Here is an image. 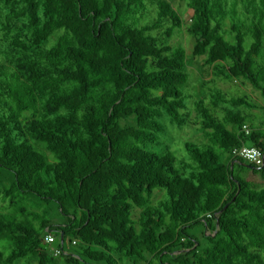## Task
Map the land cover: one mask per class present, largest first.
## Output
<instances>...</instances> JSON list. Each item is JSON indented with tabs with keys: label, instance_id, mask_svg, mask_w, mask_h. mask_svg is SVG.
I'll return each mask as SVG.
<instances>
[{
	"label": "trees",
	"instance_id": "16d2710c",
	"mask_svg": "<svg viewBox=\"0 0 264 264\" xmlns=\"http://www.w3.org/2000/svg\"><path fill=\"white\" fill-rule=\"evenodd\" d=\"M243 147L264 155V0H0V264H264Z\"/></svg>",
	"mask_w": 264,
	"mask_h": 264
},
{
	"label": "rangeland",
	"instance_id": "374dc122",
	"mask_svg": "<svg viewBox=\"0 0 264 264\" xmlns=\"http://www.w3.org/2000/svg\"><path fill=\"white\" fill-rule=\"evenodd\" d=\"M183 13L185 14L184 16H187L188 18L191 16V12L190 11H185L183 10ZM177 36H175V38H173V42L174 43H179V42H182L183 45L185 46V49L187 50L188 54L190 55L191 52H192V49H193V40L191 39V37H187V35H183L182 39L181 40H177L176 38ZM180 39V38H179ZM202 62V59H196L194 61V65L191 67V73H192V83H193V87H192V91L191 93L192 94H198L197 92V88L199 86V76H198V73H197V69L195 67H197L198 63H201ZM219 87L221 89H224V90H230L228 93H229V96L230 97H237V96H244V92L245 91H250L252 92V88L250 86H247V89L244 90V89H241L239 88L237 85H232L231 84H220ZM243 88V87H242ZM243 93V94H242ZM247 94V93H246ZM250 98H251V95L250 94H247ZM193 102V101H192ZM192 103L190 104V107H192ZM172 128V127H171ZM172 144V146H175L176 150L180 151L183 150L184 151V146L182 145V141H193V142H196V143H201V142H204V139L202 138L201 135L197 134L195 131H190V130H179L177 128H173L171 129V135L169 136V139ZM174 140V141H173ZM181 143V147L178 146L180 145ZM180 147L179 149L177 148ZM182 155V154H181ZM254 178V177H253ZM253 181L257 180V179H251ZM261 180V179H260ZM257 186H260V187H263L264 185V181L261 182V181H257ZM263 185V186H262ZM139 216V213L138 212H135V218H138ZM22 264H25V263H22Z\"/></svg>",
	"mask_w": 264,
	"mask_h": 264
},
{
	"label": "built area",
	"instance_id": "2783aa9c",
	"mask_svg": "<svg viewBox=\"0 0 264 264\" xmlns=\"http://www.w3.org/2000/svg\"><path fill=\"white\" fill-rule=\"evenodd\" d=\"M240 155L245 158L247 161L259 166L264 162V155L261 151L255 148L243 147L240 151ZM46 241L48 243H53L54 238L52 236H47ZM59 254V252H57Z\"/></svg>",
	"mask_w": 264,
	"mask_h": 264
}]
</instances>
